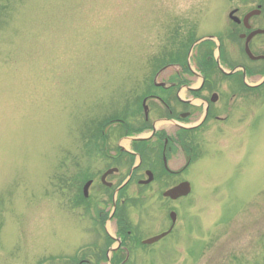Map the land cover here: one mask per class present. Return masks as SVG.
Returning <instances> with one entry per match:
<instances>
[{"label": "rangeland", "instance_id": "374dc122", "mask_svg": "<svg viewBox=\"0 0 264 264\" xmlns=\"http://www.w3.org/2000/svg\"><path fill=\"white\" fill-rule=\"evenodd\" d=\"M260 5L251 22L264 28V0H0V264H96L107 250L103 240L123 228L121 213L127 231L147 240L168 230L171 211L172 234L126 264H264V85L242 88L229 110L216 108L224 120L193 132L195 156L181 176L159 172L117 194L133 159L111 163L118 145L132 150L126 137L148 136L134 127L167 62L161 57L210 35L226 62L248 65L229 14L242 18ZM253 47L254 55L263 52L264 36ZM262 70L246 83H260ZM218 78L225 94L235 78ZM160 128L172 132L168 123ZM176 149L170 168L178 171L188 149ZM115 165L112 188L101 189L99 176ZM181 181L191 193L164 200L162 192ZM107 259L110 253L97 264Z\"/></svg>", "mask_w": 264, "mask_h": 264}, {"label": "flooded vegetation", "instance_id": "af4514ba", "mask_svg": "<svg viewBox=\"0 0 264 264\" xmlns=\"http://www.w3.org/2000/svg\"><path fill=\"white\" fill-rule=\"evenodd\" d=\"M258 7H261L262 9V5ZM246 15L242 18L235 17L238 22L231 20L230 17L229 19L235 27L232 34L242 46L241 52L246 56L249 62L248 65L240 62L234 64L226 62L224 52L222 51L219 52V61L217 62L213 53H210V51L214 50V48H212L213 46H211L213 42L211 40H202L199 42L198 46H200V50L198 49L199 52H196V56L192 60L194 68L190 63L192 53L190 52V49L187 50L186 63H171V57L176 60V54H183L186 47L183 41L178 45L180 51H171L169 54H165L161 57V61L167 60V62L156 71L154 77L150 81L151 84H149V88L151 94L143 97L140 104L143 119L138 124H135L136 126L134 127V130L139 131V133L141 132V134L148 133V136L141 141H130L132 144L131 151H126L123 147L118 145L120 153L118 154L116 152L111 157L112 164L114 163V160L118 161L119 159L122 160V158L126 159V157L130 160L133 159V164L129 170L131 177L129 178L128 173L126 179L122 185H120V190L116 191L117 194H119L121 190L132 180L138 185L141 182H144L145 179H147V173H151L153 175L152 182L156 180V176L159 172L161 174V179L177 178L181 176L183 174V170H185L191 163V146L194 144V140L192 138V134H194L193 132L196 133L197 130H200L211 119H215L216 121L224 120L225 117L221 118L219 115H216V108L219 107L218 105L223 103V106H226V109L229 110L235 98H237L238 92H240L242 88L258 89L260 86L262 87V85H264V72L260 83H246V79H256L260 75L262 69L258 66L256 67L255 64H264V51L257 53V55H254L252 52L254 42L260 37H263L264 33L254 35L248 43V48L251 54L254 57H260V59L251 60L245 52V44L248 36L256 31L264 32V28L254 26L251 22L253 18L260 16V14L252 16L248 19L247 23H244ZM207 37L211 36L209 35ZM203 43H206L207 45L204 46ZM201 46L203 47L202 49ZM168 55H170V59L168 58ZM168 69L173 70L170 74L172 75V78H159L158 81V77L164 74V72ZM262 71H264V69ZM220 76L235 78V82L230 86V88L225 90V94H223L222 88L219 87L217 83L218 81H221L218 78ZM225 98L227 99L223 101ZM143 108L147 109V117L144 115ZM199 110L202 111V117L198 119L194 116L197 111L198 113L200 112ZM154 112L157 116L156 120L150 122L149 116L154 114ZM112 121H114V119ZM161 122L168 123L172 132H168L164 128H160L159 130L156 129V124ZM129 138L132 137H126L125 139ZM181 147H183V150L185 148L188 149V154L184 157L186 163L182 169L175 171L170 168V164L176 155H174L173 150L175 149L176 153V148L181 149ZM137 162L138 164L135 165ZM116 165L118 166V164ZM116 165L113 168L107 169L99 176L98 183L101 189L109 190L112 188L113 183L110 180H113L112 178L115 179V177L119 175V167ZM105 174L108 175L105 176ZM126 181L127 183L125 184ZM87 182H91L92 186L94 179H90ZM84 185L82 186V191ZM125 217V214H120L118 217L120 224L125 222ZM172 231L169 235L172 234ZM118 233L119 236L117 238H107L103 240V245L107 246V250L104 255L101 253L102 257L100 255L96 264L104 257L107 258L109 253L112 258V260L107 259L109 264H126L134 256L133 252L140 251L145 247L154 246L169 236L167 235L157 243L147 246L142 244L143 240L140 237H135L132 232L127 231L124 234L122 227L121 229H118ZM59 261V259L53 258L45 260L44 264H50V262H56L55 264H57ZM64 261H68L63 262L64 264H90L89 261L77 258Z\"/></svg>", "mask_w": 264, "mask_h": 264}, {"label": "water", "instance_id": "95a60500", "mask_svg": "<svg viewBox=\"0 0 264 264\" xmlns=\"http://www.w3.org/2000/svg\"><path fill=\"white\" fill-rule=\"evenodd\" d=\"M259 14H260V10L259 9H257L256 11H252L251 13H249L245 17L244 23H247L248 19L251 18L252 16H257ZM232 16H233V12L230 14V17H231L232 20L238 22L236 19H233ZM259 33H264V32H262V31L253 32L251 35L248 36L246 44H245V52H246V54L248 55V57L251 60H259L260 59L259 57H253L251 52H250V50H249V48H248V43H249L250 39L254 35L259 34ZM144 112H145V117H147L148 113H147V109L146 108H144ZM140 140L141 139H134V138L129 139V141H140ZM106 175H108V174H105V176ZM147 176H148V179L146 181H144V182H141V184L148 185L149 183L152 182V180H153L152 174L151 173H147ZM90 185H91V182H87L85 184L84 188H83V194H84L85 197H87V192H88V188L90 187ZM190 192H191L190 184L187 183V182H183V183H180L179 185H177V186L165 191L163 193V197L164 198H169L170 200L175 201V200H177L179 198H183V197L188 196L190 194ZM170 218H171L172 224H171V228H170V230L168 232L163 233V234H161L159 236L150 238L148 240H145L143 242V244L144 245H152V244L158 242L160 239L164 238L172 230V228L175 225V220H176L175 219V215L171 213Z\"/></svg>", "mask_w": 264, "mask_h": 264}, {"label": "trees", "instance_id": "16d2710c", "mask_svg": "<svg viewBox=\"0 0 264 264\" xmlns=\"http://www.w3.org/2000/svg\"><path fill=\"white\" fill-rule=\"evenodd\" d=\"M190 45V44H189ZM186 50V53H185ZM184 52L182 55L176 54V62H181V63H186V54H187V48H185ZM137 145V144H136Z\"/></svg>", "mask_w": 264, "mask_h": 264}]
</instances>
